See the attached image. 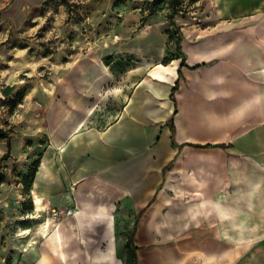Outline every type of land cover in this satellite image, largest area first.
Returning a JSON list of instances; mask_svg holds the SVG:
<instances>
[{
	"label": "crops",
	"instance_id": "0c3cea01",
	"mask_svg": "<svg viewBox=\"0 0 264 264\" xmlns=\"http://www.w3.org/2000/svg\"><path fill=\"white\" fill-rule=\"evenodd\" d=\"M103 1L88 0L91 9L113 2ZM214 1L217 7L207 22L182 29V57L169 64L162 63L171 51L168 27L159 25L153 15L121 48L118 43L80 42L70 62L61 63L63 68L59 65L58 79L72 82L57 90L63 92L68 105L30 197L34 214L33 191L43 198L44 219L55 192L61 194L58 202L75 213L62 222L53 220L58 230L53 228L42 236L47 248L40 264H47L51 256L58 264H75L81 257L86 264H125L118 252L116 219L136 224L140 241L167 240L170 234L172 240H220L224 243L221 249L218 245L200 251L197 259L207 264H225L227 253L237 256L247 241L261 236L264 0ZM122 11L123 34L140 27L141 7ZM87 45L103 51L96 58L82 56ZM119 51L142 61L116 72L105 58ZM97 92H104V98L92 116ZM31 95H20L15 106L9 104L10 98L0 99V129L6 123L15 125L18 132L13 141L26 140L22 118L14 113L17 105L29 106ZM68 97L73 100L69 102ZM2 103L9 106L2 109ZM107 114H113V119L99 128L95 116L105 118ZM207 144L213 146L198 147ZM4 149L0 143V155ZM32 149L25 145L15 157H26L29 162ZM54 151H58L56 159ZM85 217L91 223L99 217L107 220L102 245L90 251L81 228ZM149 258L150 264L153 259L157 262L156 254Z\"/></svg>",
	"mask_w": 264,
	"mask_h": 264
},
{
	"label": "rangeland",
	"instance_id": "374dc122",
	"mask_svg": "<svg viewBox=\"0 0 264 264\" xmlns=\"http://www.w3.org/2000/svg\"><path fill=\"white\" fill-rule=\"evenodd\" d=\"M110 3L109 7L103 4L101 8L91 9L88 0H0V99L10 98V104L19 101L20 95L25 92L32 94L27 99L28 109L17 105L14 113L22 118L23 132L27 130V137H24V133L22 137L26 140L13 141L18 132L15 125L9 126L10 124L6 123L0 129V143L5 146L0 155V178L5 177L4 182L0 184V264H40L43 250L47 248L46 240L42 239V236H47L53 228L55 231L58 230L59 226L52 224L53 220L62 222L67 216L75 213L58 202L61 194L55 192L52 196L50 217L44 219L41 213V217L36 219L30 197L31 190L25 189L29 169L52 145L58 133V123L68 105V102L65 105L63 92L57 90L69 87L72 82L63 78L58 79L59 65L70 62L75 47H79L80 42L118 43V47L121 48V43L133 40L140 32L141 26L145 25L131 28L130 32L123 34L121 31L125 19L123 8L141 7L143 16L154 9L157 23L168 27L166 33L168 29L176 30L167 15L177 9L179 13L175 16V21L179 30L174 38L169 39L168 35L167 42L171 50L168 55L171 56L177 53L176 41L178 36L182 37V29L204 24L212 17L213 10L217 7L214 0H176L174 3L173 0H161L158 6L153 5L154 0H113ZM105 45L107 46V43ZM99 51L103 49L91 48L89 45L81 50L82 56L95 58ZM113 56L115 60H123L131 65L142 61L141 58L132 55L123 56L120 51ZM124 58L129 59L125 61ZM7 85L16 86L9 97L2 94L3 88ZM11 96L16 99L13 100ZM95 98L96 103L91 104L92 116L99 108L98 101L104 98V92H97ZM67 99L70 102L73 97ZM1 105L9 106L8 103ZM25 113L29 119L27 124ZM112 115L107 114L105 118L96 115L95 124L99 128L105 126L113 119ZM8 142H11L12 149L6 157ZM25 145L33 148L29 162L26 161V157L21 159L19 156L15 157L17 152L24 150ZM53 156L56 159L58 151H54ZM57 165L60 168V157L57 159ZM60 173L62 175L61 170ZM94 220L97 221L91 223L89 217L81 218L82 234L89 240V251L101 244L100 240L107 226L104 217ZM262 222L261 236L255 241H247L237 256L231 257L230 253H227L225 264H264V221ZM187 226L189 225L186 224L185 227ZM28 228L32 231L21 235ZM35 228L39 230L41 237L35 234ZM136 228V224H122L116 219L117 247L119 256L125 264H150L147 260L154 254L157 262L153 259L151 264H207L202 259H197L200 251L217 249L218 245L221 249L224 246L223 242L212 237L199 241L172 240L171 234L167 240L140 241L137 239ZM43 230H46L45 235ZM176 235H173V238ZM82 248L81 250H87L85 247ZM46 263L58 264V260L51 256ZM75 264L86 262L81 257Z\"/></svg>",
	"mask_w": 264,
	"mask_h": 264
},
{
	"label": "trees",
	"instance_id": "16d2710c",
	"mask_svg": "<svg viewBox=\"0 0 264 264\" xmlns=\"http://www.w3.org/2000/svg\"><path fill=\"white\" fill-rule=\"evenodd\" d=\"M175 1L176 0H173V3ZM160 2H161V0H154L153 5L158 6V5H160ZM178 13H179V11L177 9H174L171 14L167 15V18L170 21L171 25L176 28L175 31H173L171 29H168L167 34L169 35V39L174 38L177 35V31L179 30V26L176 24V21H175V16ZM154 14H155V10L154 9H151L147 15H144L143 16V18L141 19V24L142 25H145V23L147 22V20L149 19V17L153 16ZM181 42H182V37L181 36H178L177 37V41H176L177 53L176 54H172L169 57H165L162 60V63L163 64H169L173 59L181 58V56H182ZM105 62L108 65H112L113 70L116 71V72H122L123 69H126V67L132 66L129 62L125 63V62H123V60H115L113 56H109V57L105 58ZM182 65H184V63H182ZM172 99L175 100V92H173V94H172ZM15 104L16 103H14V106H15ZM176 113H177V110H176ZM173 121H174V118L171 119L172 132L174 134L175 133V127L173 125ZM212 146L213 145H211V144H207V145L198 146V147L208 148V147H212ZM216 146L222 147V148H227V146L225 144H217ZM11 149H12L11 142H8V152L6 154V157L9 156ZM41 158L42 157H40L37 160H35L34 163H33V165H32V167L29 169L28 176H27V178L25 180V189H26V191H30L31 190V187L33 185V182L35 180V177H36V174H37V171H38V167H39V165L41 163ZM169 167L170 166H167L165 168V170L168 169ZM4 179H5L4 176H2L0 178V184L2 182H4Z\"/></svg>",
	"mask_w": 264,
	"mask_h": 264
},
{
	"label": "bare ground",
	"instance_id": "6f19581e",
	"mask_svg": "<svg viewBox=\"0 0 264 264\" xmlns=\"http://www.w3.org/2000/svg\"><path fill=\"white\" fill-rule=\"evenodd\" d=\"M33 196H34V199L36 202L35 203V205H36V209H35L36 210V217L35 218H40L41 217L40 214L46 210V208L43 206V198L41 196H39L35 191H33ZM28 233H29V231L26 230L21 235H26ZM58 239H60V238H58Z\"/></svg>",
	"mask_w": 264,
	"mask_h": 264
},
{
	"label": "water",
	"instance_id": "95a60500",
	"mask_svg": "<svg viewBox=\"0 0 264 264\" xmlns=\"http://www.w3.org/2000/svg\"><path fill=\"white\" fill-rule=\"evenodd\" d=\"M16 89V86L15 85H7V86H5L4 87V89L2 90V94L5 96V97H9L12 93H13V91ZM43 157L44 156H42V158H41V163H40V165H39V167H38V170H39V168H40V166H41V164H42V159H43ZM37 174H38V171H37ZM37 174H36V176H37ZM35 179H36V177H35ZM34 182H35V180H34ZM34 182H33V185H34ZM32 185V186H33Z\"/></svg>",
	"mask_w": 264,
	"mask_h": 264
},
{
	"label": "built area",
	"instance_id": "2783aa9c",
	"mask_svg": "<svg viewBox=\"0 0 264 264\" xmlns=\"http://www.w3.org/2000/svg\"><path fill=\"white\" fill-rule=\"evenodd\" d=\"M1 108H5V105H2Z\"/></svg>",
	"mask_w": 264,
	"mask_h": 264
}]
</instances>
